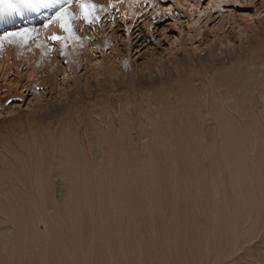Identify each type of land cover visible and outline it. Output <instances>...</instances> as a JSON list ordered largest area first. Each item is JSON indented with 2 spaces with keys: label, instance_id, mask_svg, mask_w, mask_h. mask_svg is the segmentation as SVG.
<instances>
[{
  "label": "rangeland",
  "instance_id": "obj_1",
  "mask_svg": "<svg viewBox=\"0 0 264 264\" xmlns=\"http://www.w3.org/2000/svg\"><path fill=\"white\" fill-rule=\"evenodd\" d=\"M188 1L118 0L111 12L107 8L100 15L101 33L88 26L80 29L73 21L75 39L92 41L86 43L90 46V51L84 52L89 54L87 59L81 54L82 46L74 51L78 60L82 58L76 69L62 60L65 48L54 40L45 43L46 32L50 28L57 31L54 23L45 28L48 20L32 21L34 17H29L37 23L29 26L20 19L0 28V36L22 28L37 30L23 44L5 42L0 48V192L4 193L0 200L8 194L24 217L31 216L27 221L33 255L46 242L50 224L30 208V203L35 205L46 197L37 188L46 186L51 201L59 204L64 195L68 197L70 183L63 170L67 172L69 164L76 166L81 160L90 174L99 163L102 171V159L109 148L121 151L126 158L139 157L145 164L150 153L160 147L158 141L163 148H173L171 139L160 141L170 133L166 119L187 118L203 145L217 149L215 119L221 111L251 165L255 182L246 180L250 190L264 194V0ZM34 12L40 17V11ZM109 15L112 19L104 25ZM104 40L108 43L101 51H91L92 45L100 47ZM26 87L32 90L24 94ZM202 131L207 133L201 135ZM225 172L219 185L231 200L224 212L229 226L224 237L227 241L211 243L208 234L194 245H176L177 239L170 235L175 210L167 195L164 209L154 207L153 223H140L136 232L139 239L150 241L145 249L127 246L125 251L126 246L113 239V253L109 251L106 264H264V210L235 216L234 189L232 192ZM40 179L45 184H39ZM202 202L198 200V205ZM52 211H46L47 216ZM6 219L7 213H0V236L13 231ZM51 225L55 227L54 222ZM72 228L80 230L77 223ZM127 237L134 241L131 234ZM81 239L78 236L79 242ZM88 241L102 243L99 236ZM90 251L76 258V264H95V252ZM71 254L70 260L76 257ZM44 257L42 262L48 264V253Z\"/></svg>",
  "mask_w": 264,
  "mask_h": 264
},
{
  "label": "bare ground",
  "instance_id": "obj_2",
  "mask_svg": "<svg viewBox=\"0 0 264 264\" xmlns=\"http://www.w3.org/2000/svg\"><path fill=\"white\" fill-rule=\"evenodd\" d=\"M117 1L118 0H92V3L97 6V11L95 13L97 19L92 24H88L81 19H74V24H78V28L80 29L84 26L90 27L91 30L99 29V33H101L102 25L100 26V15H102L107 8L111 12V9L114 7L113 4ZM182 1L183 0H181V2ZM184 1L186 2V0ZM65 2L66 0H53L48 6H42L36 10L26 9L18 14H13L5 11L3 0H0V28H5L4 26H6V24H11L15 20L18 22L20 19L23 21L25 20L26 23L24 24L26 25L28 23L27 25L29 26H33V24L37 23L32 21L48 20L51 16H49V13L52 11L51 14L54 15L59 5ZM71 2L73 7L70 9V12L78 16L79 9L75 7V0H71ZM34 11H40V17ZM27 12V16H21L25 15ZM29 17H34V19L32 21L28 20ZM111 17L112 15H109L106 17V20H103L106 21L104 25L109 23L112 19ZM53 25L57 26V31H49L52 30V28H50L46 32L47 39H45V43L53 42V39H51L53 36H67V33L61 30L58 23H54ZM74 31L75 33L73 34H76V30ZM138 36L137 34L136 37ZM80 40V37L77 40L75 38L61 41L54 40L59 46L65 48V52L61 53L62 60L73 69H76L77 66L81 64L80 60H82V58L78 60L76 55H74L76 54V52H74L76 48L82 46L81 48L84 50H82L81 54L90 51V46H87L86 43L89 42V44H91L92 41L87 40L86 37L83 38L82 41ZM67 41V45H69L71 49H66ZM106 43H108V40ZM106 43L104 40L100 47L92 45L93 50L91 51H101L102 47L107 45ZM83 56L87 59L89 54L84 53ZM76 62H78V64ZM31 90L32 89L26 87L24 89V94L31 92ZM214 108L218 110L216 107ZM191 110L193 109L191 108ZM218 114L219 117L216 116L215 119L219 127L217 135L219 142L217 149H215L217 146L214 147L212 144L208 146L203 145L202 138L200 139L196 135L193 130L195 128L194 125L192 122H189L187 118L185 120L183 117L185 121L179 117V119L176 117L177 120L175 118L176 121L165 118V122H167L165 125L171 130L168 128V132H170H167L169 134H167L168 137L161 136L162 138L160 141L165 143L167 138L171 139L173 144L171 150L169 148L172 146L163 148V144L161 146L159 141L157 143L155 142L160 147L150 153L149 158L147 157L148 161L144 164L139 157L137 158L131 155L129 158H126L124 154L121 153V155L119 153L121 151L118 152L114 148H109L106 150L107 153H105V158L103 157L104 155L102 156L104 158L102 161L105 162L104 170L102 169L103 172L100 170V163H96L95 169L88 165L94 170L91 174L86 170L85 162L82 163L81 160L79 161L80 163H76L77 167L74 164H69L66 168L67 172H64V170L62 172L63 175L67 173L65 178L67 176L70 180L67 189L68 197L64 195L62 198L64 200L59 202V204L51 201L46 186H39L40 188H37V190L40 189L42 194H45L46 197H41V200H39L40 203L37 202L35 205L30 203L32 206L30 208L39 211L37 214L39 218L45 221L48 219L50 224L47 225L48 235L46 237V242L44 241L45 243L43 242L44 244H42L40 248L38 247L40 252L36 251V255H33L34 249L29 246L30 243L28 240V235L33 238V235L29 234L31 231H29L30 227L27 221V218L31 216L24 217L22 212L17 209L16 205L12 203L13 201H11V198H7L8 194L6 193L5 200H0V213H7L6 220H8V223L12 226L13 231L0 236V264H44L42 261L45 259L42 260V257H44L46 253H48L50 258V260L47 261L49 262L48 264H76L77 259L81 256H85L90 250L95 252L93 254V261L95 264H106L105 260L110 259L108 255L109 251L113 253L111 248V241H113V239L125 245V251L127 246L129 247L128 249L132 250L141 248L144 250L146 244L150 243V241L146 243L145 237H142V240L139 239L136 236V232L139 233L140 223H145V221H147L146 224L153 223L154 207L158 205L159 208L164 209L167 195L175 210V212L171 213L172 217H176V219L172 220L170 235L175 236L177 239L176 245H194V241L208 234H210L209 242L211 243L217 244L222 240H226L224 237L228 234L229 226L228 218H225L224 212L227 210V200H231L227 199L228 196H226L219 185L221 175L226 171L225 174L231 185L232 192L234 189L232 204L233 208H235V216L242 215L246 211H249V213H261L264 210V194L261 192L262 190H257L255 192L253 189L250 190L246 180L248 181L251 179V181L255 182L254 176L252 174L250 175V172H252L249 170L251 165L244 157L241 147L236 143L237 141H235L236 139L234 140V134H232L230 129V121L223 118V113H221V111ZM200 123L203 124L204 121ZM154 126L157 127L155 123ZM206 133L201 135H205ZM166 145L167 144H165V146ZM70 149L68 151H70ZM127 160L140 162L130 164L126 162ZM207 165H209L210 172ZM97 168H99L100 171ZM146 172L149 174L148 177L144 174ZM89 177H91V181L88 179ZM41 178L43 179V177ZM40 182L39 184H45L46 181L44 182V180H42ZM258 188H260L259 185ZM3 194V192H0V196ZM198 200L203 202L198 205ZM156 201L159 202V204H156ZM183 205L186 207H183ZM27 210L28 215L29 209L27 208ZM49 210H53L51 216H47L46 214V211ZM178 212L181 213L179 214ZM179 217H181V219ZM195 219L202 220L197 221ZM53 222L55 227L51 225ZM73 223H77L80 230H74L72 228ZM196 228L197 230H195ZM190 230L191 233L186 234L190 232ZM128 234L133 236L134 241L127 237ZM184 234L187 236L189 235L188 239L189 237L190 239H186L187 237L186 235L184 236ZM193 234L198 238L193 237ZM78 236L83 237L80 242L77 240ZM98 236L102 239L101 245L91 244L88 241ZM36 246L38 245L36 244ZM101 250H105L106 252L103 251L101 253ZM70 253L76 256L73 258L71 257L72 260L69 258ZM27 255L29 257L26 259L25 257ZM83 259L88 262L86 257H83Z\"/></svg>",
  "mask_w": 264,
  "mask_h": 264
},
{
  "label": "snow or ice",
  "instance_id": "obj_3",
  "mask_svg": "<svg viewBox=\"0 0 264 264\" xmlns=\"http://www.w3.org/2000/svg\"><path fill=\"white\" fill-rule=\"evenodd\" d=\"M53 0H3V7L6 12L18 14L26 9L36 10L42 6H48ZM73 7L71 0H66L65 3L60 4L55 14L48 18V23L44 25L47 28L52 23H58L62 31L67 33V36H53L51 39L61 41L69 38H75L72 32V21L74 19H81L88 24H92L97 16V6L92 3V0H75V7L79 9V15L75 16L70 9ZM36 29L22 28L19 31H6L3 36H0V48L4 43L9 44L19 42L25 43L31 38L32 33L36 32Z\"/></svg>",
  "mask_w": 264,
  "mask_h": 264
}]
</instances>
